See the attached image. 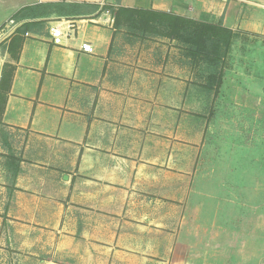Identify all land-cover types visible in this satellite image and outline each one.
<instances>
[{
	"label": "crops",
	"instance_id": "1",
	"mask_svg": "<svg viewBox=\"0 0 264 264\" xmlns=\"http://www.w3.org/2000/svg\"><path fill=\"white\" fill-rule=\"evenodd\" d=\"M46 5L84 13L14 18ZM120 8L221 22L235 34L227 57L235 50L250 60L251 82L264 80V0H0V26L30 23L2 54L0 124L12 154L0 181V246L28 264H264L258 192L245 205L236 193L220 219L195 218L210 67L175 40L133 35L123 16L114 26ZM61 18L77 21L76 37L54 45L48 22ZM261 98L264 87L252 90L256 125ZM196 226L202 236L182 233Z\"/></svg>",
	"mask_w": 264,
	"mask_h": 264
},
{
	"label": "rangeland",
	"instance_id": "2",
	"mask_svg": "<svg viewBox=\"0 0 264 264\" xmlns=\"http://www.w3.org/2000/svg\"><path fill=\"white\" fill-rule=\"evenodd\" d=\"M250 67V60L237 59L234 50L232 56L227 57L223 87L212 99L208 117L210 129L206 132V146L196 174V219H220L224 212H232L236 193L242 195L241 201L237 198V202L245 205L251 202V192L253 196L258 192L259 208L264 206V109L260 111L259 122L254 124L251 99L252 90L264 87V80L252 83ZM260 69L263 71L264 67L260 65ZM261 99L264 102V98ZM4 133L0 124L1 182L4 181L7 159L12 154V148L4 145ZM198 225L202 223L198 222ZM204 229L196 226L193 232L184 228L182 233L186 234L188 230L202 236ZM3 244L0 246V264L30 262Z\"/></svg>",
	"mask_w": 264,
	"mask_h": 264
},
{
	"label": "trees",
	"instance_id": "3",
	"mask_svg": "<svg viewBox=\"0 0 264 264\" xmlns=\"http://www.w3.org/2000/svg\"><path fill=\"white\" fill-rule=\"evenodd\" d=\"M72 12L81 15L84 10L81 7L65 9L64 6L46 5L26 8L14 18L18 21L30 17H46L53 13L68 15ZM113 14L114 26L120 25L121 16H123L122 20L126 23L127 31L139 38L164 37L185 46L187 55L192 60H201L210 67L211 72L207 77L205 88L217 94L222 85L225 60L231 51L232 40L235 37V34L223 27L221 22L218 24L203 23L153 10L120 8ZM29 29L30 23H26L19 33L24 34ZM8 51L10 53L11 48ZM11 55L13 57V54ZM16 172L15 169L14 174Z\"/></svg>",
	"mask_w": 264,
	"mask_h": 264
},
{
	"label": "built area",
	"instance_id": "4",
	"mask_svg": "<svg viewBox=\"0 0 264 264\" xmlns=\"http://www.w3.org/2000/svg\"><path fill=\"white\" fill-rule=\"evenodd\" d=\"M24 23L16 22L9 19L6 23L0 26V78L2 67L4 64V55L7 54L8 40L17 34ZM48 33L54 45H62L63 38H75L77 31V21L73 19H54L48 22ZM24 36H28L27 33ZM80 51L83 54H92L93 48L90 43L83 42L80 46Z\"/></svg>",
	"mask_w": 264,
	"mask_h": 264
},
{
	"label": "water",
	"instance_id": "5",
	"mask_svg": "<svg viewBox=\"0 0 264 264\" xmlns=\"http://www.w3.org/2000/svg\"><path fill=\"white\" fill-rule=\"evenodd\" d=\"M101 19L105 20V19H107V16H106V15H103V16L101 17Z\"/></svg>",
	"mask_w": 264,
	"mask_h": 264
}]
</instances>
